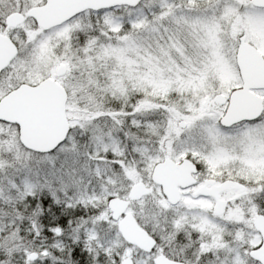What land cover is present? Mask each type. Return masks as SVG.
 <instances>
[{"label":"snow or ice","instance_id":"obj_1","mask_svg":"<svg viewBox=\"0 0 264 264\" xmlns=\"http://www.w3.org/2000/svg\"><path fill=\"white\" fill-rule=\"evenodd\" d=\"M0 264H264V0H0Z\"/></svg>","mask_w":264,"mask_h":264}]
</instances>
